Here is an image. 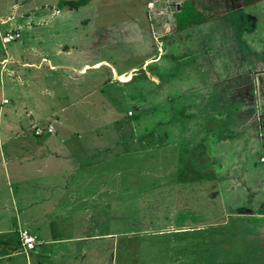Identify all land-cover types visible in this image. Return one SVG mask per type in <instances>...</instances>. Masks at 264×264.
<instances>
[{"label":"rangeland","instance_id":"rangeland-1","mask_svg":"<svg viewBox=\"0 0 264 264\" xmlns=\"http://www.w3.org/2000/svg\"><path fill=\"white\" fill-rule=\"evenodd\" d=\"M58 1L61 0H22L13 5L12 0H0V16L6 18L14 12L23 24L19 37L9 41L7 35L16 34L14 28H0V103L6 105L0 108L3 107L4 118L11 117L10 113L16 115L10 118L11 122L1 118L5 135L0 137V165L8 159L6 153L15 154L5 151L6 146L13 150L29 147L35 124L45 127L48 123L51 134L55 130L64 136L70 131H96L100 137L84 136L80 142L71 141L66 146L78 149L70 159L72 165L75 156L82 155L80 161L88 162L85 166L80 164L81 174L92 173L90 178L96 180L104 178L108 188L123 197L120 202H105L109 204L105 212L113 211V226L117 225L120 233L155 227L156 220L159 226L171 222L175 228L197 229L193 233L197 245L191 250V261L185 264H264V215H259L264 204V145L260 141L264 138V117L257 112L264 104L257 110L256 105L252 106L256 89L253 93L244 91L251 86L246 72L253 75L252 66L260 69L264 78V1L245 10L255 26L240 36L242 46L231 39L232 32L227 27L216 22L188 30L171 45L174 35L169 27L177 0H89L77 9L58 6ZM204 3L207 5L208 0ZM46 4L49 6L41 11L29 9ZM51 12H55L56 19L49 25L45 17ZM36 14L42 16L37 18ZM35 19L38 20L34 26H25L27 20ZM39 45L42 50L58 47L62 53L54 60L64 67H88L81 72H67L69 81L63 84L60 79L65 75L56 69H51L56 73L49 78L52 72L46 66L38 74L33 71V64L19 63L20 58L33 61L31 50ZM249 50L257 55L263 53L262 61L255 54L251 66L245 56ZM165 51L168 55L175 52L177 58L188 56L187 62L179 58L181 65L185 63L176 70L175 78L170 77V71L162 74L172 69L171 62L163 58ZM8 55L19 56L17 64L16 60L6 63ZM151 56L154 58L149 63L161 58L153 66H144ZM96 62L100 66L92 67ZM156 72L166 81L151 76ZM127 76L135 78L133 88L124 85ZM147 77L154 86L143 80ZM140 80L144 89L134 86ZM256 83L258 78L254 79L253 84ZM188 88V93L167 98L170 93ZM146 90L150 92L147 96ZM46 92L52 95L50 98L55 97L49 107L52 114L46 111L42 115L45 120L40 119L42 123L30 121L27 114L31 105L36 100L49 99ZM71 93L77 95L71 97ZM55 95L69 100L81 97L82 102L68 106V100ZM25 102L31 105L26 106ZM233 102L239 103L237 110ZM180 107L186 109L184 116L177 114L169 123L171 111ZM34 108L39 112L42 107ZM230 111H235L233 120L226 123L230 117L225 113ZM140 112L143 116L137 119ZM198 112L202 122L195 115ZM7 127L12 130L9 132ZM225 128L230 132L226 133ZM219 130L224 134L219 137L222 141L211 146L215 139L211 134ZM202 141L210 149H199ZM84 143L82 149L80 145ZM180 157L186 162H180ZM91 158L102 165L92 170L97 162L90 163ZM112 170L116 173L113 176ZM93 189L97 186H88V192ZM245 192L248 198L255 197L254 201L250 198L248 205ZM102 193L105 195L106 191ZM3 194L7 195V189ZM238 206H252L254 214L240 215L241 221L229 214ZM151 208L159 210V218ZM105 212L103 227L105 222L109 224ZM183 236H188L186 242L192 239L190 233L177 237ZM208 237L211 244H204ZM214 242L217 244L213 249Z\"/></svg>","mask_w":264,"mask_h":264},{"label":"crops","instance_id":"crops-1","mask_svg":"<svg viewBox=\"0 0 264 264\" xmlns=\"http://www.w3.org/2000/svg\"><path fill=\"white\" fill-rule=\"evenodd\" d=\"M16 4L13 2V5ZM48 6L46 4L29 9L41 11ZM39 15L42 16V14H36V16ZM4 18L0 16V28H3V31L14 28L13 32L18 33L19 28H23V24L14 12L12 16ZM55 19V12L45 17L49 25ZM36 20L38 19L27 20L25 26H34ZM41 47L42 45H39L31 50L33 61L29 62L20 58L19 63L33 64V71L38 74L46 66L49 72H52L48 74L49 78L56 71L58 73L60 71V74L65 75L60 79L63 84L69 81L67 72H81L88 67L84 64L78 70L71 69L69 66L66 68L54 60L55 56L62 53L58 47L52 50H42ZM17 57L19 56L8 55L4 59L6 63L16 60L14 63L17 64ZM153 58L154 56L146 58L143 65L146 66ZM99 64L100 62H96L92 64V67L98 68ZM24 69L21 70L24 71ZM76 85L79 86L78 83ZM46 94L49 93L46 92ZM71 94L73 95L71 97L77 95ZM40 95L41 93L37 94V99H40ZM48 97L47 100L34 101V105L25 102L26 106L31 105L30 113L27 114L30 115L27 116L30 121L42 123L40 119L45 120L42 115L46 111L52 114L53 111L49 107L54 104L52 99L54 100L55 97L50 98L51 94ZM57 97L63 98L61 95ZM80 98L63 99L68 100L65 103L68 106H77L82 102ZM2 103L1 101L0 105L6 106ZM39 106L42 108L38 112L34 107ZM2 108H0V122L1 118H4ZM13 110H16V105ZM9 116L11 117L4 119L11 122L10 118L16 115L10 113ZM46 124L48 126L45 127L35 124V128H42L43 132L36 136L35 128L33 129L35 138L29 135L30 142L32 141L28 144L29 147L13 150L12 146L9 148L6 146L4 149L15 154L6 153L8 159L5 158L4 163L0 165V180L3 182L0 184L2 192L0 194V264H185L191 261V250L194 245H197V241H193V233L197 229H189L188 226L175 228L171 222L166 226H159L157 220L155 227L139 231L124 230L120 233L117 225L113 226V211L105 212L109 207V204L106 205L105 202H120L123 197L116 196L113 188H108L107 180L104 178L96 180L90 178L94 176L92 173L81 174L80 164L85 166L88 162L80 161L82 155L75 156L76 161L72 165L70 159L78 149L66 146L71 141L80 142L84 136L93 139L92 137L95 136L100 137V134L86 130H83L81 134L78 132L72 134L73 132L70 131L66 136L55 130L49 134L46 129L51 125ZM1 126L3 124L0 123V137L2 134L5 135ZM8 130L10 132L12 129L8 128ZM85 143L80 145L82 149ZM93 162L97 163L92 170L102 165L95 158H91L90 163ZM101 169L104 167L101 166ZM115 174V170H112V176ZM110 180L113 181L114 178L111 177ZM88 186H97V189L88 192ZM5 189H7V195L3 194ZM102 191H106V194L104 195ZM158 211L151 208L155 217H158ZM104 212L105 221L109 220V224L105 222L103 227ZM23 231L35 239L32 250L26 251L21 246L19 234ZM184 233H190L192 236L190 242L184 241L188 240V236H183L181 239L177 237L178 234Z\"/></svg>","mask_w":264,"mask_h":264},{"label":"trees","instance_id":"trees-1","mask_svg":"<svg viewBox=\"0 0 264 264\" xmlns=\"http://www.w3.org/2000/svg\"><path fill=\"white\" fill-rule=\"evenodd\" d=\"M12 1L14 3H19L22 0H12ZM88 1L89 0H77V1L61 0V1H58V6L61 4L62 7L64 6V7L69 8V9H77L81 6L86 5L88 3ZM262 1H264V0H235V3H231L230 0H208V4L206 5L204 2H207V0H177L176 10L171 12V20H170V27L169 28H170V31H172L170 34L174 35V39L171 40V45L174 44V41H176V40L178 41L179 38H181L186 33H188L189 32L188 30L196 28V27L203 25V24H206V23L216 22L221 27H224V26L227 27V29L232 32V38L231 39L234 38L233 40H235V42L237 44L242 46L244 43L240 42V40H239L240 36L242 35V33L244 34V32L245 33L249 32L255 26L254 20H252V18L246 13L245 10L249 6L256 5ZM166 36L167 35H165L163 37H166ZM171 49L174 50V46H171ZM247 53L245 56H248L247 61L251 62L250 65L252 66V63H253L252 62V56L254 57L256 53H253L250 50ZM262 54L263 53L258 54V55L256 54V59L260 60V62L262 61ZM176 55L177 54L175 52L173 54L168 55V54H166V51H165L163 58L165 57L168 59L169 63L171 62L170 67H172V69L166 70V71L162 72V74L170 71L171 72L170 77H172V78L176 77L175 76V72L177 74L176 70L178 68H180L181 66H183L184 63L187 62V59H188V56L182 57V55L181 56L179 55L177 58ZM180 57L182 60L184 58L186 59V61L184 63H182V65H181V63H179ZM160 58L155 62H151V63L147 64L146 66L147 67L153 66V64H156L160 60ZM252 67L254 68L255 72H257L256 69L258 70V72L257 73L253 72V75H252V73H248V71L246 72L248 75V78H250V85L251 86L249 88L246 86V89H244V91H246L247 93H248V91H249V93H253V91H254L253 88L256 89V101H254V104L252 106L256 105V108L258 110V106H260V108H261V107H263V104H264V97H263L264 96V78H262V71H260V69H258L256 66H252ZM152 75H154L157 79H160L162 81L161 74H157V72H156V73H151V76ZM257 78L259 79V83H256L258 85V87L256 86V84H253L254 79H257ZM134 79L135 78L132 76L130 78V80H127L128 82L125 81L126 83H124V85L126 87L133 88ZM252 79H253V82H252ZM143 80H146V82H149L152 86H154V84L152 83V81H150V79L148 77L144 78ZM141 81L142 80H140L134 86L138 87L139 89H144L143 86L141 85ZM163 81L165 82L166 80H163ZM247 83H249V81ZM189 89L190 88H188L186 90H179L176 93H170V95L172 94L173 96L172 95L169 96V94H168L167 98H173L176 96L179 97V95H183L185 93L190 92ZM149 93L150 92H148L146 90L145 95L147 96V94H149ZM250 95L252 97V94H250ZM253 96H254V94H253ZM143 99L146 100V97H144ZM156 106L158 107V105H156ZM233 106H234V110H237L239 108V103L233 102ZM154 108L155 107H153V109ZM185 110L186 109L184 107H180L179 109H173L171 111V117H170L171 120L169 121V123H171L176 118L177 114L184 116ZM234 112L230 111V112L225 113V116L230 117V121L227 119H226L227 121L225 120L226 123H232L231 120H233V119H232L231 115ZM257 112L261 113L262 116L264 117V108H262V110L260 109V111H257ZM167 113H168V111H167ZM215 113L221 114V111L220 112L215 111ZM144 115H146V114H144ZM195 115H197L200 118V121L202 122V116H201L200 112H198V114L195 113ZM142 116H143V113L140 112L137 116V119H140ZM174 116H175V118H173ZM204 121H205V119H203V122ZM213 130H215V128ZM224 131H226V133H228V132H230V129L225 128ZM211 135H215L214 141H212L210 144L212 146V145H216L218 141H222L221 140L222 138H219V137H222L224 134H223V132H221V130H219V131L212 133ZM224 137H225V139H228L226 136H224ZM263 137H264V135H263ZM260 141L263 142L262 144L264 145V138L260 139ZM174 145L176 146V144H174ZM210 145L205 143V141H202V143L199 144V149L201 147L203 148V146L210 149ZM185 149H186V150H184L185 154H187L188 149L186 147H185ZM260 157H262V156H260ZM259 158H258V161L256 162L257 166L259 164L258 163ZM178 160L180 162H186V160H184V157H180ZM187 160H189V159H187ZM259 172H260V170H259ZM244 195L246 196V197H244L245 201H247L246 205H248L249 203L254 201L255 197H253L252 195L249 198L247 197L249 195H247L246 192L244 193ZM252 197H253V199H252ZM250 198L252 199V201L250 200ZM260 209H261V214H259V215H264V204L261 205ZM229 211H231L229 213L230 215L238 216L236 218L241 219V221H242V218H241L242 215H247V214L253 215L254 214L252 206L249 208H245V209H244V206H241V207L238 206L237 208H235L233 210L230 209ZM243 211H245V212H243ZM263 230H264V227H263ZM205 242L208 244H211L210 243V237H208L204 241V244H205ZM213 244H214V246L212 245V247L214 249L217 242H214ZM200 259H201V262L203 263V261H204L203 257H200Z\"/></svg>","mask_w":264,"mask_h":264},{"label":"built area","instance_id":"built-area-1","mask_svg":"<svg viewBox=\"0 0 264 264\" xmlns=\"http://www.w3.org/2000/svg\"><path fill=\"white\" fill-rule=\"evenodd\" d=\"M18 33L14 34V35H10V33L7 35V41L9 40H14L16 38H18ZM49 128V127H48ZM46 129V131L48 133L51 132L50 129ZM43 132V129L42 128H35L34 129V134L36 136H39L41 135ZM19 238H20V243H21V246L24 248V250L26 251H29V250H32L33 247H34V243H35V239L34 237H31L26 231H23L19 234Z\"/></svg>","mask_w":264,"mask_h":264},{"label":"bare ground","instance_id":"bare-ground-1","mask_svg":"<svg viewBox=\"0 0 264 264\" xmlns=\"http://www.w3.org/2000/svg\"><path fill=\"white\" fill-rule=\"evenodd\" d=\"M2 59V58H1ZM130 78V76H127V78L125 79V80H123V81H127L128 79ZM122 80V79H121Z\"/></svg>","mask_w":264,"mask_h":264}]
</instances>
